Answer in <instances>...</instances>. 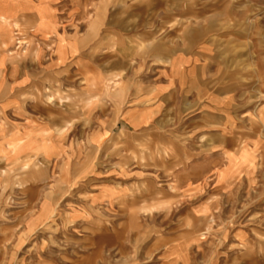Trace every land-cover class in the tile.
<instances>
[{
  "label": "rangeland",
  "instance_id": "1",
  "mask_svg": "<svg viewBox=\"0 0 264 264\" xmlns=\"http://www.w3.org/2000/svg\"><path fill=\"white\" fill-rule=\"evenodd\" d=\"M58 4L61 22L74 27L83 54L101 70L126 63L151 71L174 53L208 49L211 86L231 100L236 134L264 135V0ZM30 32L25 20L15 22L10 54L32 52ZM115 76L104 79L101 108L122 90ZM51 86L59 103L62 84ZM63 96L66 111L85 119L74 92ZM172 129L80 142L81 158L67 166L68 175L52 163L0 173V264H264V186L249 196L233 191L227 200L189 191L193 144L185 125Z\"/></svg>",
  "mask_w": 264,
  "mask_h": 264
},
{
  "label": "crops",
  "instance_id": "2",
  "mask_svg": "<svg viewBox=\"0 0 264 264\" xmlns=\"http://www.w3.org/2000/svg\"><path fill=\"white\" fill-rule=\"evenodd\" d=\"M21 20L30 25L33 45L32 52L16 56L9 51ZM69 25L61 22L58 0H0V173L52 163L57 173L68 175L67 166L81 158L80 142L103 143L116 131L158 136L157 131L169 133L183 124L193 144L189 191L203 190L207 197L216 191L227 200L233 191L249 196L264 186V135L236 134L231 100L211 86L208 49L174 53L151 71L126 63L105 71L98 59L83 54ZM108 75H121L122 90L101 108L100 89ZM52 83L62 84L54 86L62 94L59 103L50 95ZM68 90L77 98L75 107L85 106V119L76 109L73 115L66 111ZM203 199V204L209 200Z\"/></svg>",
  "mask_w": 264,
  "mask_h": 264
}]
</instances>
